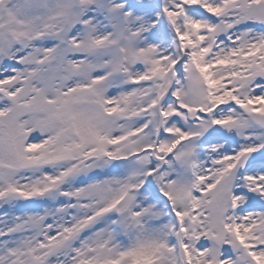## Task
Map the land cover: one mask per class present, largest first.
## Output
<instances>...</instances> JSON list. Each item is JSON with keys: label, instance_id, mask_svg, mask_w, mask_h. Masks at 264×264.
<instances>
[{"label": "snow or ice", "instance_id": "1", "mask_svg": "<svg viewBox=\"0 0 264 264\" xmlns=\"http://www.w3.org/2000/svg\"><path fill=\"white\" fill-rule=\"evenodd\" d=\"M0 264H264V0H0Z\"/></svg>", "mask_w": 264, "mask_h": 264}]
</instances>
